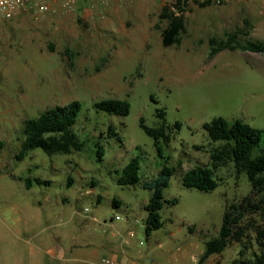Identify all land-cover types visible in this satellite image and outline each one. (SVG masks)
I'll return each mask as SVG.
<instances>
[{"label": "rangeland", "instance_id": "obj_1", "mask_svg": "<svg viewBox=\"0 0 264 264\" xmlns=\"http://www.w3.org/2000/svg\"><path fill=\"white\" fill-rule=\"evenodd\" d=\"M176 1L91 0L57 6L38 17L21 14L0 21L1 222L13 226L19 209L38 208L44 216L28 225L47 235L48 248L54 247L57 229H72L79 221L100 231H121L126 256L142 264L147 259L152 264L197 263L204 241L218 236L225 208L251 192L247 177L237 175L231 163L216 170L220 180L210 192L182 186L181 175L196 165L208 166L209 151L219 145L208 139L203 125L217 117L241 120L262 131L254 154H264V56L230 49L213 54L229 35L237 44L264 43V0L204 6L208 0H188L179 10ZM164 7L181 16L184 25L179 43L169 47L161 44ZM106 99L127 101L128 115L97 111L94 104ZM73 101L81 104L73 132L84 142L82 150L48 155L34 149L16 160L24 121ZM157 109L164 111L166 125L180 126L161 155L140 127V119L149 128L162 124ZM110 128L121 143L108 137ZM133 158L139 162V184L118 185L119 173ZM164 165L175 173L163 199L177 202L163 204L162 228L146 236L144 206L150 192L141 185ZM19 178H40L50 185L25 190ZM113 199L120 205L113 206ZM250 221L246 217L243 224ZM246 235L202 264L250 258L257 246L250 230Z\"/></svg>", "mask_w": 264, "mask_h": 264}, {"label": "trees", "instance_id": "obj_2", "mask_svg": "<svg viewBox=\"0 0 264 264\" xmlns=\"http://www.w3.org/2000/svg\"><path fill=\"white\" fill-rule=\"evenodd\" d=\"M188 0H178L179 5ZM210 1L202 3V6ZM161 18L167 21L165 29L161 31V44L169 47L179 43V34L183 30V18L173 12L167 13L163 8ZM234 36L229 35L226 44H221L213 50V54L223 49L249 51L264 56L263 42H247L237 44ZM94 108L102 113L114 116H126L129 113L130 105L125 100L106 99L96 102ZM81 110L79 101H73L64 106H55L47 109L36 118L24 121L23 135L16 160H22L30 151L41 149L48 155L70 154L79 152L84 147V142L73 132L76 119ZM156 115L162 120V124L155 128L145 126L140 119V127L146 135L153 139L154 147L158 155H161L163 148H168L173 130H179V124L168 126L165 123V113L157 109ZM208 139L218 146L209 151L210 163L208 166L196 165L181 175L182 186L195 189L200 192H210L218 186L215 172L218 168L232 164L237 175L244 174L251 185V192L237 203H232L225 208L222 226L216 238L204 241V252L196 264H202L211 255L220 254L231 243H241L247 237L246 231L253 233V242L257 251L253 252L250 258L237 260L234 264H264V154H254L261 143L262 131L255 129L241 120L227 121L222 117L213 118L209 123L203 125ZM108 137H115L121 143L115 132L108 131ZM0 148L2 144L0 143ZM98 159L103 157L102 148L96 151ZM175 173L174 168L164 165L158 175L141 187L150 192L147 204L144 206L146 218L144 230L146 236L163 226L160 211L164 203L175 204L177 201H165L163 190L168 186L170 177ZM139 162L137 158L130 160L121 170L117 178L120 186H134L139 184ZM24 186L29 189L36 184L38 186H49L50 181H43L40 178L23 179ZM113 206H119L120 201L112 200ZM251 218L247 226L243 224L245 218ZM193 232V228L188 229ZM252 244V243H251ZM246 249V247H244ZM244 255V251L240 252Z\"/></svg>", "mask_w": 264, "mask_h": 264}, {"label": "crops", "instance_id": "obj_3", "mask_svg": "<svg viewBox=\"0 0 264 264\" xmlns=\"http://www.w3.org/2000/svg\"><path fill=\"white\" fill-rule=\"evenodd\" d=\"M18 180L23 182L20 178ZM19 210L14 211L15 225L0 221L3 226L6 224L5 228L0 224V264H76L77 261L96 262L102 257L116 258L124 264H142L126 256L123 250L126 240L121 237V231H100V226L95 228L88 222L69 221L73 228L57 229L53 239L54 247L48 248L47 235L41 236L40 231L35 232L28 225L39 222L44 215L38 208L26 213ZM96 221L92 219V222ZM127 233L133 232L127 230Z\"/></svg>", "mask_w": 264, "mask_h": 264}, {"label": "built area", "instance_id": "obj_4", "mask_svg": "<svg viewBox=\"0 0 264 264\" xmlns=\"http://www.w3.org/2000/svg\"><path fill=\"white\" fill-rule=\"evenodd\" d=\"M91 0H0V21H9L21 14H29L38 17L50 12L53 8L59 6L61 9L74 5L87 3ZM214 4H220L225 0H208ZM87 211V209H86ZM116 220H122L119 216ZM76 264H124L122 261L111 258L102 257L96 262L77 261Z\"/></svg>", "mask_w": 264, "mask_h": 264}, {"label": "water", "instance_id": "obj_5", "mask_svg": "<svg viewBox=\"0 0 264 264\" xmlns=\"http://www.w3.org/2000/svg\"><path fill=\"white\" fill-rule=\"evenodd\" d=\"M150 263H151V261L147 259V260L144 261L143 264H150Z\"/></svg>", "mask_w": 264, "mask_h": 264}]
</instances>
